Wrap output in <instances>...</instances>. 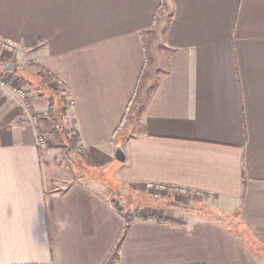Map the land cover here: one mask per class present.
<instances>
[{
	"label": "crops",
	"instance_id": "crops-1",
	"mask_svg": "<svg viewBox=\"0 0 264 264\" xmlns=\"http://www.w3.org/2000/svg\"><path fill=\"white\" fill-rule=\"evenodd\" d=\"M167 12L155 78L144 35ZM0 41L64 83L93 174L58 162L37 91H0V264H104L125 225L109 170L132 192L205 195L219 216L141 206L112 264H264V0H0Z\"/></svg>",
	"mask_w": 264,
	"mask_h": 264
},
{
	"label": "rangeland",
	"instance_id": "rangeland-1",
	"mask_svg": "<svg viewBox=\"0 0 264 264\" xmlns=\"http://www.w3.org/2000/svg\"><path fill=\"white\" fill-rule=\"evenodd\" d=\"M160 13V12H159ZM168 18V12L162 18L157 16V21L150 30H148L144 35L145 47L147 50V57L149 58V64H151V74L156 78L160 76L167 68V58L169 52L166 51L162 46L163 44V36H164V28L166 24V20ZM14 53L1 51L0 49V62L1 63H12L14 62ZM24 67V66H23ZM25 68V67H24ZM18 67L15 69V75L11 72L12 69L3 70L0 68V72L8 77L9 75L15 78V84L17 86H21L26 94L28 95L32 90L37 91L40 97H43L47 100V108L50 102L51 97H55L57 95L59 98H64L63 107L65 108V112L67 111V107L69 106V98L67 89H61L57 87L53 81L50 83V89H44V94H40L39 89V79L35 77V75L30 74L27 70ZM34 77V78H33ZM154 78V80H155ZM31 88V89H30ZM27 89V90H26ZM55 91V93H54ZM43 93V91H42ZM29 96V95H28ZM54 98V99H55ZM57 102V99H56ZM47 114V112H46ZM65 122L67 124V129L70 134H74L75 132L70 129L68 126L66 115ZM42 134V133H41ZM53 138V145L58 147L56 153L58 162L62 164L64 169L70 170V173H74L73 175L80 176L85 173L89 175H93L91 172H87L86 168L81 164L79 155V147L77 144V149L74 150L71 154L67 155L65 151V143L60 140L55 139V137L51 134ZM43 136H45L43 134ZM48 141V140H47ZM52 141V140H51ZM49 148V141L47 147L41 151H45ZM101 182L105 184V192L110 194L112 202H116L118 206H120L123 210V213L127 212H138L141 206H155L158 208L160 206L170 207L177 211L178 213L188 214L190 216H202L204 217H219L217 214L213 213L211 209L206 207V196L200 193H196L194 191H188L180 188L170 187L163 185L162 187L157 186H144V190L136 193L132 192L129 188L119 187L116 184V181L113 179V173L109 170L103 173L101 177ZM140 215V214H139Z\"/></svg>",
	"mask_w": 264,
	"mask_h": 264
},
{
	"label": "trees",
	"instance_id": "trees-1",
	"mask_svg": "<svg viewBox=\"0 0 264 264\" xmlns=\"http://www.w3.org/2000/svg\"><path fill=\"white\" fill-rule=\"evenodd\" d=\"M1 68V67H0ZM4 70L3 68H1ZM16 70H12L11 72L14 74ZM15 75V74H14ZM35 77L39 79V89L40 94H44V89H50V83L53 80H56V77L48 72L47 70H41L37 74H35ZM43 91V93H42ZM55 93V91H54ZM57 98L51 97L48 108H47V115L52 119L54 126L51 130V134L55 137V139L62 141L65 143V151L68 154H71L74 150L77 149V144H78V134L75 132L74 134H70L68 129H67V124L65 122V108L63 107L65 99L59 98L57 95H54ZM57 99V102H56ZM113 206L116 208V210L122 214L124 220H125V225L123 227V231L121 236L118 238L115 246L113 247L112 251L108 255L106 261L104 264H112L118 259L119 255V250L124 238V235L126 231L128 230L130 224L134 220V218L140 217L138 212H127V213H122L123 210L116 202H112Z\"/></svg>",
	"mask_w": 264,
	"mask_h": 264
},
{
	"label": "built area",
	"instance_id": "built-area-1",
	"mask_svg": "<svg viewBox=\"0 0 264 264\" xmlns=\"http://www.w3.org/2000/svg\"><path fill=\"white\" fill-rule=\"evenodd\" d=\"M0 49L1 51H6L10 53H14L16 47L14 46L13 43L7 42V41H0ZM5 72V70H3ZM57 87H60L61 89H65L66 86L62 82H58ZM0 91H10L12 94H17L19 96H25L26 92L21 86H17L15 84V78L11 77L10 75L8 77L5 76V73L3 74L0 72ZM30 122L37 127L38 124V118L35 115L30 116ZM48 141L43 134L38 133L37 135V147L40 150H44L47 147ZM147 186H157V187H162L163 185L160 184H152V183H147Z\"/></svg>",
	"mask_w": 264,
	"mask_h": 264
},
{
	"label": "water",
	"instance_id": "water-1",
	"mask_svg": "<svg viewBox=\"0 0 264 264\" xmlns=\"http://www.w3.org/2000/svg\"><path fill=\"white\" fill-rule=\"evenodd\" d=\"M0 67L3 68L4 70H9V69L15 70V69H17V65L14 63H1L0 62ZM114 155L118 161L124 162L125 153L122 149L121 144L116 145Z\"/></svg>",
	"mask_w": 264,
	"mask_h": 264
}]
</instances>
